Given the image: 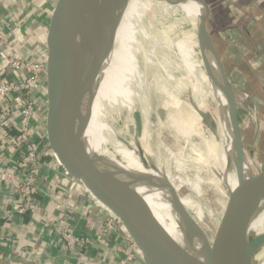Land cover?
I'll return each instance as SVG.
<instances>
[{
    "label": "bare ground",
    "instance_id": "obj_1",
    "mask_svg": "<svg viewBox=\"0 0 264 264\" xmlns=\"http://www.w3.org/2000/svg\"><path fill=\"white\" fill-rule=\"evenodd\" d=\"M203 6L201 0H98L86 11L77 28L75 46L84 44L81 37L92 35V32L97 37L102 33L105 36L101 46L96 48L92 46L88 53L84 82H92V85L85 91L79 106L81 118L86 117L87 112L89 116L92 115L94 111L103 117L101 123L97 124V130H88L82 135L84 142V136L86 138L85 145L88 147L89 155L101 156V148L106 146L103 142L108 137H112L113 139L110 140L114 143L116 150L120 151V166L108 159L105 160V164L123 184L143 200L156 220L183 250L205 262L207 253L211 255L222 246L211 244L209 249H204L197 234L192 241L187 240L183 231L187 219L193 217L201 226L205 217L201 206L192 196L199 195L200 187L203 185L209 186L210 190L217 186L223 187L224 184L216 170L220 160L229 159L231 162L237 160L235 165L237 175L244 170L246 180L250 177L249 171L253 167V162L242 148L238 131L234 130L236 136L234 139L228 129L233 127L230 101L225 93L228 83L220 73L221 69L216 57L218 53L205 24ZM114 22L115 26H113ZM124 37H131L136 43L127 42L126 48ZM100 52L102 59L94 65L91 64V60ZM197 54L202 55L214 83V88L208 85L207 93L202 91V84L197 78ZM124 62L127 63L123 64ZM155 69L163 72L165 77L162 85L167 91L161 88L162 92L159 91V94L165 92V98L170 94L174 100V103L171 102L172 106H176L175 102L180 101L181 90L186 89L188 83H191L193 102L196 97L204 102L208 101V107L215 113L213 120L210 114L206 113L212 121L213 129H211L215 137V139L212 137L210 141L199 133L198 128L203 125L202 122L198 124L194 119L189 118L183 106H179L180 110L177 113L169 107L166 119L162 120L158 126L165 131L171 130L177 140H189L192 136L202 138L207 147L206 161L215 174L214 178L205 183L187 178L189 167L187 168V165L185 167L184 161L174 157L172 153L169 155L165 153L169 157L165 156L164 161L162 160L164 151L161 150V145L167 138L166 135L156 133L155 127L151 134L155 139V146H145L143 142L141 143L139 132H136L134 126L133 116L119 100L120 97L126 100L136 97V75H138L142 84L137 87L140 94L143 98L148 97L155 101L158 94H154V86L150 81L151 71ZM167 109L165 106L164 112ZM225 110H228L226 118ZM126 117L128 120L123 122ZM142 119L143 128L154 126L151 115ZM116 121L117 124L124 123L123 131L114 126ZM139 130H142V126ZM116 131L119 133L118 138H115ZM128 133L136 137V140L131 139ZM217 136L219 141L216 140ZM142 155L149 159V166L143 169L146 177L136 179L141 160L144 161ZM172 167L177 172L175 178L169 171ZM185 187L190 188L191 195H187L184 191ZM218 193L222 198L219 200L225 199L227 203L230 198L228 193L224 191ZM174 194L178 196L185 210L184 213L175 205ZM91 196L94 198L93 195ZM262 197L263 203L264 196ZM226 203H224L225 206ZM103 208L107 209L105 206ZM257 212L247 223L239 219L229 220L218 231L219 221L215 230L217 240L231 239L234 235L246 230L244 240L246 246L250 242L251 235L264 234V211L260 214ZM256 221H258L257 225ZM262 251H264V244L258 253ZM139 255L141 256L140 253Z\"/></svg>",
    "mask_w": 264,
    "mask_h": 264
},
{
    "label": "water",
    "instance_id": "obj_2",
    "mask_svg": "<svg viewBox=\"0 0 264 264\" xmlns=\"http://www.w3.org/2000/svg\"><path fill=\"white\" fill-rule=\"evenodd\" d=\"M97 1L49 0L42 16L36 38L35 61L42 69L38 85L43 141L64 172L80 182L120 221L141 254L143 264H258L255 256L264 244V234L251 235L250 242L245 246L246 230L231 239H213V245L218 244L222 248L211 255L207 253L205 262L192 257L169 236L143 200L111 172L105 159L99 155H89L82 135L88 127L90 116L87 112L86 117L81 118L79 106L85 91L92 85V82H84L88 53L92 46H101L105 36L102 33L97 37L94 32L85 38L81 35L84 44L80 46H75V39L86 11ZM100 56L101 52L97 53L91 64H96ZM220 73L224 79L222 69ZM225 93L230 101V115L236 130L234 99L228 85ZM192 108L202 124L211 128L209 116L196 105H192ZM249 172V179H241L227 201L218 231L226 221L239 219L247 223L256 214L264 196V169H251ZM221 191L227 192L225 187L219 188L215 193L217 200ZM174 202L184 213L176 194ZM212 205L213 198L204 205L207 209L201 207L205 216L201 226L190 217L183 230L188 241H192L197 234L204 249H209L212 243L204 231V226L210 223Z\"/></svg>",
    "mask_w": 264,
    "mask_h": 264
},
{
    "label": "rangeland",
    "instance_id": "obj_3",
    "mask_svg": "<svg viewBox=\"0 0 264 264\" xmlns=\"http://www.w3.org/2000/svg\"><path fill=\"white\" fill-rule=\"evenodd\" d=\"M207 3V7H209L210 15L213 19L214 28L216 30V36H211V27L209 22H211V18L205 17L204 13V20L206 27L208 29V33L210 35V38L212 37V42L214 44V48L216 49L218 55L217 60L220 65V68L222 69V72L224 74V80L227 81L228 87L231 90L233 94L234 99V109H235V125L236 130L238 131V134L240 136V141L242 148L245 150L248 157L253 162V169H264V93L261 92L258 87L257 83L249 73V67L252 68L254 71H256V75L263 80L264 83V52L261 50L259 53V56H255L252 51L243 50L241 46H243V42L240 43V45L237 44L234 40H229L226 37V33H234L239 31V28H245L249 35L251 37H259L260 34L264 36V12L262 9L258 6L257 0H205ZM231 5L234 9L228 12V6ZM252 18L253 21L249 22L248 19ZM250 20V19H249ZM240 32V31H239ZM231 38V37H228ZM123 41L126 42V48L128 47V43L135 44L136 41L131 37H124ZM261 49V48H259ZM136 54V53H135ZM102 58L100 57V60ZM99 60V61H100ZM196 70H197V78L202 84V91L204 93H207L208 85L211 86V88H214V83L212 80V77L210 75V72L202 58L201 54H197L196 57ZM127 62H124L123 64H126ZM108 66V65H107ZM248 67V68H247ZM122 68V67H121ZM161 74V75H160ZM151 78L150 81H152L154 86V94H158L156 100L153 99L143 98L138 90V85H142L141 81L136 75V97H133L131 99H125L124 97H120L119 100L122 103V105L130 112V114L133 116L135 123L134 126L136 128V132H139L141 143L145 146H155V139L152 138V131L155 127L156 133H160L161 135H166L167 140L163 145H161V150L164 151V156L162 155V160L169 157L165 153H172L173 156L178 159H181L185 163V167L187 165V168L189 167L190 171L187 172L186 177L195 181L200 180L201 182L211 180L214 178V171L209 166V164L206 161L207 158V147L203 143L202 138H198L195 136H192L189 140H180L176 139L173 136V133H171V130L168 129V131H165L164 129L158 128L162 120L166 119L167 113L169 112V107L172 108L173 112L177 113L178 110H180L179 106H183V109L187 110V116L191 119H194L196 123L201 124L200 118L196 115L194 112L192 105L196 104L203 112L209 113L212 117V120L215 117V113L208 107V101L204 102L198 97H196L195 101L193 102V93H192V84L188 83V86H186V89H182L179 93V102H175L176 106H172L171 102L174 103L173 97L171 95H167L165 92H162L161 88L166 90L164 88V85H162L164 81V74L158 69L151 71ZM153 77V78H152ZM143 82V81H142ZM193 82V81H192ZM160 86V87H159ZM135 88V87H134ZM167 91V90H166ZM168 93V92H166ZM165 106H167L166 112ZM216 109V108H215ZM183 110V111H184ZM217 111V110H216ZM96 113V115H95ZM151 115V120L154 124V126H147V128H143V119H146L147 116ZM93 115V118H92ZM92 115H90V120L88 127L86 131H94L93 129L97 130L98 123H101V120L103 117L99 116L98 112H93ZM228 110H225L224 116L225 118L228 117ZM97 116V117H96ZM100 117V119H99ZM210 118V117H209ZM256 118V119H255ZM99 119V120H98ZM127 117L124 118V121H127ZM93 121V122H92ZM210 122L211 119H209ZM117 124V121L114 123V126L116 125L117 129L120 131H123L125 128L124 123ZM95 123V124H93ZM94 125V126H93ZM142 126V130H139V127ZM146 126V125H145ZM213 129V126L211 127ZM207 128L204 125H202L200 128H198L199 133L203 134L204 137L210 141V139L213 137L212 129ZM230 131L231 137L236 139L234 128L228 127ZM106 130V126L104 129V133ZM139 130V131H138ZM150 132V134H149ZM166 132V133H165ZM86 134V133H85ZM106 134V133H105ZM128 135H130L128 133ZM119 137L118 131H116L115 138ZM103 138V137H101ZM131 139H135L136 137H133L130 135ZM215 139V137H213ZM85 143L86 138L84 136ZM112 137H108L104 142V146L101 148V157L105 160L114 161L115 164H118L120 166V151L116 150L114 143L112 142ZM232 139V138H231ZM216 140L219 141L218 136L216 137ZM117 145V142L115 143ZM87 151L88 147L86 145ZM89 153V151H88ZM90 154V153H89ZM144 161L141 163L137 169V176L136 179H143L146 177L145 172L143 169H145L147 166H149V159L147 157H144L142 155ZM115 158V159H114ZM201 158V159H200ZM164 161V160H163ZM236 161L234 160L231 162L229 159H223L220 160L217 164V173L219 175V178L223 182V187L226 188L229 197L233 195L235 190L237 189V185L242 180H245V173L243 170V173H239L237 175L236 172ZM230 165V166H229ZM169 171L172 172L173 177L177 176V172L174 171V168H169ZM76 188H79L80 186L75 185ZM222 187V189H223ZM81 189H83L81 187ZM190 188L185 187L184 191L187 193V195H191V192L189 191ZM218 186L210 190V187L207 185H203L200 187V193L199 195L192 196V198L195 200V202L199 203V206L202 208L204 205H207L208 202H210L213 198V205L211 214L209 216L210 223H208L205 227V232L208 235L210 243L214 239L217 240L216 235V224L221 220V218L224 216L225 212V199L223 200H217L218 195L217 190ZM216 193V194H215ZM216 195V196H215ZM224 195V194H222ZM227 196V195H226ZM94 199V198H93ZM218 199H222L221 197ZM263 199V197H262ZM96 201V200H95ZM97 202V201H96ZM100 204V203H99ZM102 206V205H101ZM103 207V206H102ZM264 211V200L263 203L260 202V206L258 208V214ZM258 217V216H257ZM260 219V218H259ZM259 221V220H258ZM258 221L255 222L257 225ZM254 224V223H253ZM254 225V226H256ZM213 240V241H214ZM212 242L211 244H213ZM131 257V255H128ZM257 257V258H256ZM255 260L258 264H264V251L258 253L255 256Z\"/></svg>",
    "mask_w": 264,
    "mask_h": 264
},
{
    "label": "crops",
    "instance_id": "obj_4",
    "mask_svg": "<svg viewBox=\"0 0 264 264\" xmlns=\"http://www.w3.org/2000/svg\"><path fill=\"white\" fill-rule=\"evenodd\" d=\"M201 1L205 17L211 18V36L217 37L213 19L208 12L209 7L205 0ZM48 2L49 0H0V33L9 36L12 53L24 59L35 60L36 38ZM257 3L264 12V0H257ZM233 9L231 5L228 6V12ZM249 19V22L253 21L252 18ZM239 29L240 32L226 33V38L236 41L238 45L243 42L242 49L252 51L255 56H259L261 50L264 52L263 35L251 37L245 28ZM255 72L249 67L250 76L264 93L263 80ZM0 76L13 78L2 70ZM33 96L36 106L41 109L39 85ZM4 104L0 100V109ZM10 120L16 127L21 126V119L16 113L14 119ZM40 126L41 119L37 124L39 131ZM2 133L3 129L0 127V169L13 166V161L19 156V152L3 143ZM56 161L52 154L42 158L44 164L38 179L41 211L33 220L11 211L15 197L14 186L0 177V264H143L121 232L106 235L102 233L100 227L107 217L100 208L102 206L94 205L90 200L93 197L87 191L90 198L81 187L76 188L75 185L80 186L81 183L66 175ZM60 188L66 192L61 193ZM65 205L73 208L74 213L69 214ZM48 218L53 221L44 227ZM66 231H72L78 238L87 241L85 246H79L74 252L67 250L60 241V236ZM128 255H131L130 260L127 259Z\"/></svg>",
    "mask_w": 264,
    "mask_h": 264
},
{
    "label": "built area",
    "instance_id": "obj_5",
    "mask_svg": "<svg viewBox=\"0 0 264 264\" xmlns=\"http://www.w3.org/2000/svg\"><path fill=\"white\" fill-rule=\"evenodd\" d=\"M10 49L9 36L0 33V70L6 75L13 76L12 79L0 76V100L5 102L0 109V127L3 129L1 139L3 143L9 144L15 151L19 152L18 158L13 161V166L0 169V177L4 181H10L14 186L15 197L11 211L21 217L33 220L41 211L38 201V194L40 193L38 179L44 164L42 158L52 154L43 141L39 128H37L40 108L36 106V100L33 96L38 87L42 69L35 60L21 58L12 53ZM15 104L16 107H14ZM14 113L20 117L21 126L16 127L11 122L10 119H14ZM12 131L15 133L13 134ZM80 187L82 186L80 185ZM82 188L85 195L89 197V192L87 191V193L84 187ZM60 189L61 193L66 192L65 189ZM90 200L94 205L100 207L98 202L96 203L91 198ZM100 208L107 214L100 227L102 233L106 235L121 232L129 242L131 250L141 259L137 247L120 221L107 209ZM65 209L69 214L74 213V209L69 206L65 205ZM51 221L53 219L48 218L43 226L47 227ZM60 241L71 252L87 243V241L78 238L72 231L62 233ZM127 259L130 260V256Z\"/></svg>",
    "mask_w": 264,
    "mask_h": 264
},
{
    "label": "trees",
    "instance_id": "obj_6",
    "mask_svg": "<svg viewBox=\"0 0 264 264\" xmlns=\"http://www.w3.org/2000/svg\"><path fill=\"white\" fill-rule=\"evenodd\" d=\"M213 1V0H212Z\"/></svg>",
    "mask_w": 264,
    "mask_h": 264
}]
</instances>
